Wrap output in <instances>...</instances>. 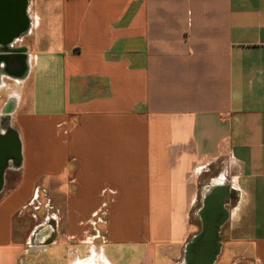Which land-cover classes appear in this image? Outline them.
Listing matches in <instances>:
<instances>
[{"label": "crops", "instance_id": "obj_1", "mask_svg": "<svg viewBox=\"0 0 264 264\" xmlns=\"http://www.w3.org/2000/svg\"><path fill=\"white\" fill-rule=\"evenodd\" d=\"M7 133L0 264H188L214 195L264 264V0H0Z\"/></svg>", "mask_w": 264, "mask_h": 264}, {"label": "water", "instance_id": "obj_2", "mask_svg": "<svg viewBox=\"0 0 264 264\" xmlns=\"http://www.w3.org/2000/svg\"><path fill=\"white\" fill-rule=\"evenodd\" d=\"M13 149H15L13 147ZM13 149L1 148L0 151V183L2 181V173L6 167L7 157ZM15 153V151H14ZM217 193V191H216ZM217 195L213 196V200L206 199L205 207L202 215L204 218L203 230L192 243L188 245V264H214L221 248L219 242V231L224 221L225 209L223 201L219 200Z\"/></svg>", "mask_w": 264, "mask_h": 264}, {"label": "rangeland", "instance_id": "obj_3", "mask_svg": "<svg viewBox=\"0 0 264 264\" xmlns=\"http://www.w3.org/2000/svg\"><path fill=\"white\" fill-rule=\"evenodd\" d=\"M26 98H28L27 94H26ZM30 208H32V207H30ZM37 211H39V213H41V214H38L39 218H41V215L45 216L48 213H50L52 211V207L49 206V208H41V211L34 208L32 213L36 214V213H38ZM42 220H44V219L42 218ZM52 226H53V222H52V220H49V223H47L43 227L38 228L36 233L32 236V238L30 240V244L27 245L28 248L24 252V255L21 259V262H24L23 264H52V262H50V260L52 258V253H51V251L49 252V250L51 249V246H52V243H51L52 237H49L51 235V232H52ZM43 229L48 234L46 236L45 235L39 236L38 233L40 231H43ZM44 249H46V252L43 251ZM47 256H48V258H50V260L46 259Z\"/></svg>", "mask_w": 264, "mask_h": 264}, {"label": "flooded vegetation", "instance_id": "obj_4", "mask_svg": "<svg viewBox=\"0 0 264 264\" xmlns=\"http://www.w3.org/2000/svg\"><path fill=\"white\" fill-rule=\"evenodd\" d=\"M9 133H7L4 137L3 136H1L0 137V151H1V148L3 147L4 149L6 148V146L7 147H10V148H13V145L12 146H10V143H9V141L8 140H6V136L8 135ZM9 148V149H10ZM16 152V151H15ZM15 157H17V156H15ZM16 159H18V158H16ZM6 170H7V168H6ZM0 187H1V183H0ZM44 231V232H43ZM43 231H40L39 233H38V235L39 236H46L48 233H46V231L43 229Z\"/></svg>", "mask_w": 264, "mask_h": 264}]
</instances>
